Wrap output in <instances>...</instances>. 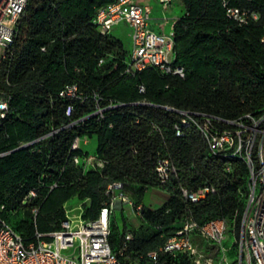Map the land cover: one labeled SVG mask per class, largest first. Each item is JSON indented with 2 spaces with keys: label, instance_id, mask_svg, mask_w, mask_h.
<instances>
[{
  "label": "trees",
  "instance_id": "obj_1",
  "mask_svg": "<svg viewBox=\"0 0 264 264\" xmlns=\"http://www.w3.org/2000/svg\"><path fill=\"white\" fill-rule=\"evenodd\" d=\"M113 1L29 2L0 65V88L12 94L9 116L0 126V153L5 152L0 156V206L5 205L0 215L31 241L37 231L60 228L65 203L73 197L81 201L82 216L93 219L110 201L107 189L113 182L120 181L136 205L149 188H164L170 196L162 206L141 204V227L124 223L120 229L111 219L115 250L127 232L134 235L121 260L152 264L148 252L189 217L200 223L224 218L239 235L249 192L247 162L215 153L195 126L177 136L175 125L184 117L177 110L237 119L264 107V0H226L228 6L224 0H180L186 12L174 23V54L175 63L185 67L184 77L163 75L151 66L126 70L130 54L123 41L102 34L94 23L98 9ZM227 7L247 11L246 22L230 18ZM72 83L81 98L60 95ZM84 136L97 137L95 153L105 160L103 167L85 169L74 161L75 155L89 153L72 149L76 137ZM23 142L33 143L16 149ZM163 158L178 167L166 185L156 171ZM205 186L215 191L199 201L181 192V187L197 191ZM31 190L36 194L26 200ZM168 258V264H190Z\"/></svg>",
  "mask_w": 264,
  "mask_h": 264
},
{
  "label": "built area",
  "instance_id": "obj_2",
  "mask_svg": "<svg viewBox=\"0 0 264 264\" xmlns=\"http://www.w3.org/2000/svg\"><path fill=\"white\" fill-rule=\"evenodd\" d=\"M30 1L0 0V51L5 48L0 54V65L10 53ZM224 5L228 6L226 0ZM227 15L243 23L246 22L247 11L227 7ZM122 22L130 27L133 42L127 71L151 66L163 75L185 76V67L175 63L174 29L169 33L153 29L150 5L139 4L135 0H115L100 7L94 18V23L104 35L111 33ZM262 41L264 43V35ZM41 48L46 49L45 46ZM144 90V86L140 85V91ZM60 95L71 100L82 97L76 83L66 84ZM11 99L12 94L0 88V126L9 116ZM103 111V108H99L97 112L102 114ZM177 111L184 115L182 123L175 125L177 136H185V129L195 126L215 153L239 157L247 162L250 171L249 192L239 238L234 242L236 247L232 253L226 246L229 229L226 219L214 218L200 223L189 217L160 247L149 251L148 258L152 264H168V257L174 260L184 258L190 264H264V107L237 119H225L209 112ZM72 112L73 106L70 104L66 113L71 115ZM221 122L235 127L222 128L219 125ZM79 141L80 138L76 137L72 149L80 148ZM32 143L23 142L20 146L27 147ZM88 152L83 156L75 155L74 161L85 169L104 166L105 160L100 155L95 151ZM3 154L5 152L0 153ZM156 171L161 185H166L178 173V167L171 159L163 158ZM55 186L57 183L52 187ZM122 187L120 181L109 184L107 193L111 199L100 208L96 218L85 219L82 211L70 213L68 210L59 229L46 233L37 231L35 239L31 241L0 215V264H126L120 255H123L134 235L128 232L123 245L115 250L110 241L112 214L117 203L134 204L138 214H141L142 205H136L122 191ZM214 191L210 186L197 191L181 187L182 194L194 202ZM35 194L36 191L31 190L25 199ZM4 208L2 204L0 209ZM33 211L37 213L36 209ZM162 255L165 257L161 258Z\"/></svg>",
  "mask_w": 264,
  "mask_h": 264
},
{
  "label": "crops",
  "instance_id": "obj_3",
  "mask_svg": "<svg viewBox=\"0 0 264 264\" xmlns=\"http://www.w3.org/2000/svg\"><path fill=\"white\" fill-rule=\"evenodd\" d=\"M135 2H137L139 4L150 5L152 7V23H151V26L156 31L164 32V33L171 32L173 30L175 21L186 12L185 4H183L180 0H169L166 2L162 1V0H135ZM121 24H124V25H121ZM124 26L129 28V35L131 36L130 27L126 23H123V22L117 24L116 27H114L113 30L111 31V33L113 35L117 36L122 41H123V39L120 36L116 35L115 31L119 30V28L120 29L123 28ZM129 54H130V51H129ZM95 138L97 140V137H95ZM79 143H80V147L83 150H86L87 145L90 143V139L87 136L81 137ZM96 146H98V141H96ZM150 189H152V188H149L146 191L144 198H143V202H146L145 197H146L147 192ZM155 193L156 194L152 199L153 205H149V207H151L152 209H157L160 206H162L169 199V196H170L169 193L166 194V192H164L162 190H157ZM73 203H75V208L73 209V212L82 211L81 201L79 200L78 197H73V198L69 199L65 203V206L67 207ZM120 205H121V203L116 204L115 211H116L117 207H119ZM115 211L113 212L112 217L115 216ZM115 221H116V223L120 229L123 228L124 223H126L129 228L131 227V225L128 224V222L126 220L119 223L117 216L115 217Z\"/></svg>",
  "mask_w": 264,
  "mask_h": 264
},
{
  "label": "rangeland",
  "instance_id": "obj_4",
  "mask_svg": "<svg viewBox=\"0 0 264 264\" xmlns=\"http://www.w3.org/2000/svg\"><path fill=\"white\" fill-rule=\"evenodd\" d=\"M121 25H124V24H121ZM115 34L120 36L123 39L125 48L127 50L131 51L133 48V42H132V37L129 35V28L126 26H124L121 29L119 28V30L115 31ZM4 49H5L4 47L1 49L0 54H2ZM89 139H90V143L87 145L86 150L90 151V152H94L96 150V147H97L96 146L97 140L95 137H92ZM157 190H162V191L166 192V194L169 193L168 190H166L164 188H159V187L152 188L146 194V197H145L146 202L142 201L141 204H146L147 206L153 205L152 199L155 196V194H156L155 192ZM128 196L133 201H136V199L130 193H128ZM64 207L66 209V213L68 210H70L69 212L72 213L73 212L72 210L75 208V203H73L67 207L66 206H64ZM116 216H117L119 223L126 220L128 222V224H130L131 227H133V228H139L143 224L140 215L136 211L135 205L132 203H128V202L121 203V205L119 207H117V209L115 211V216L113 217L112 221H115ZM11 219L16 223L17 220H19V216L17 214L11 215ZM238 238H239V236L236 233V228H235L234 224H229V229H228V233H227V240H226V246L228 248L229 253H232L234 251V248L236 247V244L234 245V242H236V240Z\"/></svg>",
  "mask_w": 264,
  "mask_h": 264
},
{
  "label": "water",
  "instance_id": "obj_5",
  "mask_svg": "<svg viewBox=\"0 0 264 264\" xmlns=\"http://www.w3.org/2000/svg\"><path fill=\"white\" fill-rule=\"evenodd\" d=\"M20 148H23V147L20 146V147H18V148H16V149H20ZM16 149H14V150H16ZM0 156H1V155H0Z\"/></svg>",
  "mask_w": 264,
  "mask_h": 264
}]
</instances>
